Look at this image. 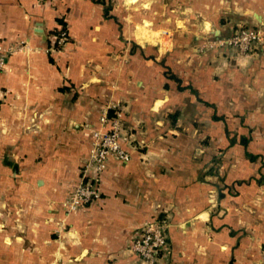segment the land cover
<instances>
[{
  "label": "crops",
  "instance_id": "1",
  "mask_svg": "<svg viewBox=\"0 0 264 264\" xmlns=\"http://www.w3.org/2000/svg\"><path fill=\"white\" fill-rule=\"evenodd\" d=\"M242 25L264 0H0V264H139L158 219V264H264V49L205 47ZM112 105L129 159L65 214Z\"/></svg>",
  "mask_w": 264,
  "mask_h": 264
},
{
  "label": "built area",
  "instance_id": "2",
  "mask_svg": "<svg viewBox=\"0 0 264 264\" xmlns=\"http://www.w3.org/2000/svg\"><path fill=\"white\" fill-rule=\"evenodd\" d=\"M165 34V31H161ZM68 42L66 28L60 26L58 34L51 38V50L61 49ZM210 49H231L238 54H245L254 48L264 49V30L259 27L238 26L229 35L206 43ZM5 64V49L0 43V71ZM108 110L102 109L98 116V126L91 129L90 149L84 160L78 182L68 197L62 202L65 214L93 202L99 198L97 179L104 169L108 158L127 161L129 152L120 144L121 114L117 105ZM167 224L164 220L147 221L136 227L131 236L130 250L138 258L139 264H158L159 257L168 245Z\"/></svg>",
  "mask_w": 264,
  "mask_h": 264
},
{
  "label": "trees",
  "instance_id": "3",
  "mask_svg": "<svg viewBox=\"0 0 264 264\" xmlns=\"http://www.w3.org/2000/svg\"><path fill=\"white\" fill-rule=\"evenodd\" d=\"M97 2H99V1H97ZM99 3L103 4L101 1H100ZM103 5H104V4H103ZM107 10H108V7H104V13H106ZM58 21H59L60 26L62 27V29L65 28L64 23L61 22V20H59V19H58ZM57 34H58V29H56L55 31H53V35H57ZM112 113H113V112H112L111 110H109V111H108V116H111Z\"/></svg>",
  "mask_w": 264,
  "mask_h": 264
},
{
  "label": "rangeland",
  "instance_id": "4",
  "mask_svg": "<svg viewBox=\"0 0 264 264\" xmlns=\"http://www.w3.org/2000/svg\"><path fill=\"white\" fill-rule=\"evenodd\" d=\"M112 115H113V113H112Z\"/></svg>",
  "mask_w": 264,
  "mask_h": 264
}]
</instances>
